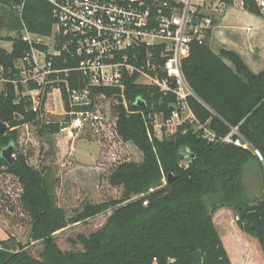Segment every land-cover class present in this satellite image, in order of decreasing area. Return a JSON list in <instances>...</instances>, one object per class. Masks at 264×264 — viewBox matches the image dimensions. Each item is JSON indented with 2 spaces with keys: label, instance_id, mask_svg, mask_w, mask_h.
Masks as SVG:
<instances>
[{
  "label": "trees",
  "instance_id": "trees-1",
  "mask_svg": "<svg viewBox=\"0 0 264 264\" xmlns=\"http://www.w3.org/2000/svg\"><path fill=\"white\" fill-rule=\"evenodd\" d=\"M243 7L263 15L256 0H243ZM55 23L53 7L46 0H0V30L18 35L7 37L13 42L11 50L0 47V75L15 77L16 61L29 50L20 38L24 27L47 36ZM210 38L211 30L203 43H192L182 68L194 93L188 104L215 139L210 140L191 122L180 124L169 137H150L155 133L156 114H162L164 122L171 118L178 102L174 93L163 94L155 87L127 80V108L119 89L95 88L108 98H118L114 113L118 133L137 146L143 160L121 162L111 173V184L123 188L120 198L86 203L71 216L58 206L50 182L26 154L14 150L12 164L3 158V150L17 144L18 127L37 117L31 102L24 98L17 103L15 86L5 84L0 91V121L8 128L0 137V171L18 178L20 199L32 220L30 238L42 242L44 250L41 259L34 258L23 244L13 249L9 239L0 237V264H193L199 250L203 264H232L213 220L222 207L233 208L241 229L256 236L264 248L263 234L251 228L247 216L255 210L264 218V197L253 201L244 183L246 167L252 161L264 176V70L255 72L233 50L214 51ZM56 65L72 69L77 61L59 59ZM68 79L72 88L88 83L77 70H70ZM66 106L70 110L67 100ZM61 128L60 121L51 120L43 123L40 132L54 134ZM228 135L241 145L224 141ZM108 209L112 212L101 228L79 236L82 250L59 247L56 232Z\"/></svg>",
  "mask_w": 264,
  "mask_h": 264
},
{
  "label": "built area",
  "instance_id": "built-area-1",
  "mask_svg": "<svg viewBox=\"0 0 264 264\" xmlns=\"http://www.w3.org/2000/svg\"><path fill=\"white\" fill-rule=\"evenodd\" d=\"M46 1L52 5L56 19L52 33L43 36L24 27L20 38L30 48L16 61L15 77L0 75V91L7 82L12 83L16 102L24 98L31 102L30 108L37 114L34 122L51 121L49 115L55 113L51 100L56 104L58 96L59 110L64 116L60 134L71 139L76 132L89 127L106 132L107 136L118 135L117 116L111 113L105 117L99 105L103 99L113 98L94 89H119L128 108L126 82L134 79L137 84L177 96L178 102L165 126L178 127L191 122L197 129H203L210 140L215 139V134L198 122L188 104V97L194 93L182 68L192 43H203L213 27L211 0ZM258 3L264 8V1ZM59 59L63 63L76 60L77 66L59 68L56 65ZM70 70L80 71L87 78V85L72 88L68 79ZM66 118L69 120L65 121ZM155 122L156 119L154 127ZM230 136L224 141L241 145L239 139L233 141Z\"/></svg>",
  "mask_w": 264,
  "mask_h": 264
},
{
  "label": "rangeland",
  "instance_id": "rangeland-1",
  "mask_svg": "<svg viewBox=\"0 0 264 264\" xmlns=\"http://www.w3.org/2000/svg\"><path fill=\"white\" fill-rule=\"evenodd\" d=\"M233 1V4L218 0L210 2L209 13L214 21L211 47L218 53L221 48L233 50L255 72L263 71L264 8H261L263 16L256 17L244 9L243 0ZM262 1L264 0H258ZM11 35L18 36L16 32L0 30V47L8 50L12 48L13 42L7 40ZM227 62L233 65L229 60ZM55 100L56 104L51 100V108L55 113L49 115V119L62 121L64 116L59 110L60 98L56 96ZM99 103L105 117H108L117 110L119 100L103 99ZM155 119L153 136L162 139L173 135L177 130L176 125H164L162 114H156ZM47 120L45 117L44 121ZM42 125V122H30L20 126L19 138L14 145L15 152L26 154L29 162L46 176L58 206L64 208L69 216L82 209L86 203H100L122 196L123 188L112 185L110 176L121 162L143 160V155L135 144L124 141L119 134L107 136L106 132H97L89 127L76 132L69 139L59 132L41 133ZM234 133H238L236 129ZM230 138L232 139L231 136ZM257 165L255 161L249 163L244 174V183L253 201L264 197V176ZM21 193L22 186L18 178L0 171V237L9 239L13 249H18V243L23 244L29 255L41 259L44 245L30 238L32 220L23 208ZM111 212L112 209H108L56 232L57 244L63 251L82 250L79 236H89L101 228ZM235 216L238 222L236 213ZM229 244L234 254L238 255L236 261L239 257L241 261L250 260V264H264L262 255L250 241L240 240L232 234ZM260 244L263 251L261 241Z\"/></svg>",
  "mask_w": 264,
  "mask_h": 264
},
{
  "label": "crops",
  "instance_id": "crops-1",
  "mask_svg": "<svg viewBox=\"0 0 264 264\" xmlns=\"http://www.w3.org/2000/svg\"><path fill=\"white\" fill-rule=\"evenodd\" d=\"M253 16L261 17L254 14ZM210 44H211V38H210ZM235 218H236L235 211L231 207L219 208L213 215L214 223L226 247V250L229 254L232 264H250V260L241 261L239 257H237L238 261H236L237 254H234L232 250V246L230 247L229 244L230 239L232 238V234L235 235L240 240L250 241L254 246H256V248L258 249V251L260 252V254L264 259V250L263 251L261 250L260 240L256 236L242 230Z\"/></svg>",
  "mask_w": 264,
  "mask_h": 264
},
{
  "label": "water",
  "instance_id": "water-1",
  "mask_svg": "<svg viewBox=\"0 0 264 264\" xmlns=\"http://www.w3.org/2000/svg\"><path fill=\"white\" fill-rule=\"evenodd\" d=\"M7 128H8V125L5 122L0 121V137L6 132ZM14 150H15L14 145H9L2 152L3 158H5L6 161L9 162L10 164H12L15 161ZM256 153L262 159V156L258 150H256ZM169 178L170 180H172V175H170ZM247 216L251 224V228L253 230H256L262 233L264 237V218H262L258 214V212L255 210L250 211ZM194 255H195V260L193 264H203L204 259H203L202 252L200 250L196 251Z\"/></svg>",
  "mask_w": 264,
  "mask_h": 264
}]
</instances>
